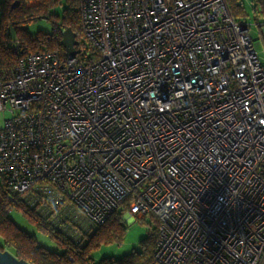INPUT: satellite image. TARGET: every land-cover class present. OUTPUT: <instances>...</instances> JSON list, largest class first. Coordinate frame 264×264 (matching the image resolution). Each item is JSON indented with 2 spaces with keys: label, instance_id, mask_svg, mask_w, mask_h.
I'll use <instances>...</instances> for the list:
<instances>
[{
  "label": "built area",
  "instance_id": "built-area-1",
  "mask_svg": "<svg viewBox=\"0 0 264 264\" xmlns=\"http://www.w3.org/2000/svg\"><path fill=\"white\" fill-rule=\"evenodd\" d=\"M79 10L96 58L84 61L78 40L73 56L39 51L0 69L8 191L52 221L94 227L138 189L123 218L155 217V262L264 264L252 22L226 0H80Z\"/></svg>",
  "mask_w": 264,
  "mask_h": 264
},
{
  "label": "trees",
  "instance_id": "trees-1",
  "mask_svg": "<svg viewBox=\"0 0 264 264\" xmlns=\"http://www.w3.org/2000/svg\"><path fill=\"white\" fill-rule=\"evenodd\" d=\"M226 1L234 19L242 21L249 17L259 29L264 27V0H250V9H247L245 0ZM58 4H62L60 14L55 11ZM79 6L80 0H0V69L14 67L21 57L39 51L58 50L64 57V47L60 43L61 27H54V32L32 35L27 23L38 17L57 19L62 27H70L80 40L83 33ZM16 39H19L18 44H15ZM77 47H84L85 51L80 54L84 61L97 57L94 49L90 45L85 47L83 41H80ZM4 180V174L1 173L0 249L7 248L32 264H155L157 220L151 214L135 218V221L147 224V234L139 240L137 249L119 258L103 256L98 261H95L91 254L93 248L101 243H119L122 240L127 226L123 214L126 205L136 197L138 189L102 224L90 227L79 220L69 221L68 216L62 217L58 223L52 221L49 210L47 215H43L33 209L34 207L22 202L19 195L13 196L6 188ZM9 208L20 209L37 229L55 241L56 247L50 249L40 244L34 233L17 225L9 216Z\"/></svg>",
  "mask_w": 264,
  "mask_h": 264
},
{
  "label": "rangeland",
  "instance_id": "rangeland-1",
  "mask_svg": "<svg viewBox=\"0 0 264 264\" xmlns=\"http://www.w3.org/2000/svg\"><path fill=\"white\" fill-rule=\"evenodd\" d=\"M33 3V2H32ZM247 5V9H250L251 4L250 0H245ZM62 4L56 5L55 11L57 14L61 13ZM252 25L250 27V34L254 40V46L258 51L259 59L262 65L264 66V27L259 29L256 25L253 24L252 18H249ZM56 20V21H55ZM57 19H48L45 17H38L36 19H32L27 23L28 30L32 35H37L41 33H50L54 32V27L59 26L61 29L62 27L58 22L56 24ZM62 31V30H61ZM19 40V39H18ZM79 41H83L85 47H89V44L80 37ZM2 117L3 115L0 113V126L2 124ZM9 216L15 221L17 225L26 229L28 232L34 233L38 242L42 245L47 246L50 249H54L56 247L55 241L52 238H49L43 231L37 229L33 222L30 220L29 217L25 216L20 209L11 208L8 210ZM129 217V216H128ZM130 219V218H129ZM148 220V217H147ZM126 223V230L123 235L122 240L117 242H107L101 243L96 248L92 250V256L95 261L100 260L103 256H112L115 258H119L123 254L130 252L133 249H137L139 247V240L143 238L147 234V224L145 222H141L139 220L135 221L131 219L130 221L124 220ZM2 243V237L0 236V244ZM155 264H159L155 262Z\"/></svg>",
  "mask_w": 264,
  "mask_h": 264
},
{
  "label": "water",
  "instance_id": "water-1",
  "mask_svg": "<svg viewBox=\"0 0 264 264\" xmlns=\"http://www.w3.org/2000/svg\"><path fill=\"white\" fill-rule=\"evenodd\" d=\"M16 4V3H15ZM60 43L64 47L65 55H75L79 49L76 48L78 39L75 32L70 27H65L61 31ZM0 264H32L23 257H18L9 249H0Z\"/></svg>",
  "mask_w": 264,
  "mask_h": 264
},
{
  "label": "crops",
  "instance_id": "crops-1",
  "mask_svg": "<svg viewBox=\"0 0 264 264\" xmlns=\"http://www.w3.org/2000/svg\"><path fill=\"white\" fill-rule=\"evenodd\" d=\"M1 113V112H0ZM2 114V113H1ZM3 115V114H2ZM3 120H4V115H3V117H2V123H3ZM1 126H2V124H1ZM0 126V127H1ZM131 220V218L129 219V221Z\"/></svg>",
  "mask_w": 264,
  "mask_h": 264
},
{
  "label": "clouds",
  "instance_id": "clouds-1",
  "mask_svg": "<svg viewBox=\"0 0 264 264\" xmlns=\"http://www.w3.org/2000/svg\"><path fill=\"white\" fill-rule=\"evenodd\" d=\"M124 219V218H123Z\"/></svg>",
  "mask_w": 264,
  "mask_h": 264
}]
</instances>
